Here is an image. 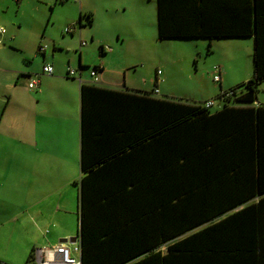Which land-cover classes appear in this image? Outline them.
Returning <instances> with one entry per match:
<instances>
[{"label": "trees", "instance_id": "16d2710c", "mask_svg": "<svg viewBox=\"0 0 264 264\" xmlns=\"http://www.w3.org/2000/svg\"><path fill=\"white\" fill-rule=\"evenodd\" d=\"M156 13L159 40H207L208 54L251 38L253 75L210 107L156 83L81 85V264H264V0H157Z\"/></svg>", "mask_w": 264, "mask_h": 264}, {"label": "rangeland", "instance_id": "374dc122", "mask_svg": "<svg viewBox=\"0 0 264 264\" xmlns=\"http://www.w3.org/2000/svg\"><path fill=\"white\" fill-rule=\"evenodd\" d=\"M60 1L0 0V28L6 32L0 35L1 80L7 79L8 72L2 70H9L11 66L9 64L12 61L25 65L32 74L38 73L41 69L39 62L41 57L36 58L39 43L42 45V50L47 47L48 56L53 51V45L57 47V44H61L63 48L68 46L69 49L65 47L61 53L55 54L57 58L53 62L56 67L59 64L66 67L68 60L69 66L78 71L80 55V59L88 66V69L83 72L84 75H89L94 67L104 64L109 71V76L121 81L124 73L120 69L124 68L127 69L125 72L127 84L140 89L151 90L153 84L150 85L149 80L154 79L158 71L161 74L160 80L165 77L166 72H169L164 89L168 90L169 96L176 97L192 92L199 98L200 94L197 90L203 86H211L208 76L211 77L212 66L217 64L216 62L221 57V50L218 49L221 45L239 47V49L232 50L240 63L239 67L234 64V71L245 73V65L252 67L253 41L249 38L214 41L211 54L207 53V40L198 42L158 40L156 0H66L64 5H60ZM81 7L85 13H91V25L83 15H80ZM73 25L77 31L74 37H71L70 34L65 33V29ZM79 33L81 40L86 42L84 45L80 44ZM92 36L95 39L93 43ZM99 46L105 49L104 56ZM21 49L24 50V55L18 51ZM117 70L121 71L120 75L113 73ZM31 79L28 77L19 79L23 88L21 92L29 91L27 84ZM143 81L148 82L143 84ZM8 90L10 89L0 88V117L6 100L3 93L5 94ZM205 97L206 95L203 96ZM258 99L264 100V83L257 94ZM0 134H2L1 129ZM67 173L78 177L79 166L73 169L72 166L68 167ZM22 177L20 190L25 187V185L22 187V183H26L25 174H22ZM6 183L9 184V188H12V183L9 181ZM56 187L59 189L54 190ZM48 188L47 198H42V201L34 208L38 220L42 219L41 211L47 212L39 242L43 244L49 242L52 246L61 238H56L57 234L65 231L69 234L65 239L72 249L73 245L70 244L69 239L77 235L76 189L73 183L64 186L53 183L48 185ZM11 190H14V187ZM63 206L68 213L64 216L58 215L64 213ZM53 207L59 208L62 212L52 213ZM15 208L5 206L4 211L7 213L0 214L1 221H8L3 226L0 225V238L2 239L8 238L12 232L20 231L23 227L29 228L26 218L21 217L18 223L16 220L18 209ZM35 232L38 233L37 228ZM28 254L29 252L26 258Z\"/></svg>", "mask_w": 264, "mask_h": 264}, {"label": "crops", "instance_id": "0c3cea01", "mask_svg": "<svg viewBox=\"0 0 264 264\" xmlns=\"http://www.w3.org/2000/svg\"><path fill=\"white\" fill-rule=\"evenodd\" d=\"M43 1L45 2V0ZM64 2H66V0L60 1L59 4L64 5ZM55 6L54 4V7ZM80 13L79 14L83 15L85 18L86 15H88L82 7ZM79 22L81 23V20ZM2 30L4 31L3 34H5V30ZM76 31L77 29L67 34L74 37ZM78 35L81 40V34L79 33ZM222 40L234 39L227 38ZM91 41L92 43L95 42L93 36L91 37ZM194 41L198 42L199 40ZM82 43L85 44L86 42L81 40L80 44ZM38 46L39 51L37 52L36 58L41 57L39 59L41 60L39 61L41 69L38 73L32 74L31 70L25 67V65L23 66L20 63L12 61L9 64L11 65L9 70H2L3 72H8L7 79H0V88L4 90L10 89L5 94L3 93V97L6 100L3 104L0 117V129L2 132V134H0V214L7 213V211H4L5 206H7V208L14 206L18 209V213L16 214L18 223H20V218L23 217L28 220L27 226H29V228L23 227L20 231L16 230V232H12L8 238H0V264H27L33 252L36 253L41 251L46 256L55 246L64 243L63 240H66L65 238L68 237L69 234L64 231L57 234L56 238H61L59 242L52 246H50L51 244H49V242L45 244L39 242L47 212L41 211L42 219L38 220L34 208L42 201V198H47L49 195L47 192L49 189L48 185L53 183H58L61 186L73 183L76 189L77 235L75 237V243L76 245L80 244L78 230V186L76 182H79L82 176L80 170V87L82 84L95 85L114 91L135 90L150 92L156 82L158 97H171L186 100L192 104H200L213 100L222 92L228 91L232 87L250 80L253 75V63L252 67H247L245 65V73L234 71V64L236 67H239L240 63L232 50L239 49L238 46L221 45L218 47V49L221 50V57L216 62L217 64L212 66L219 67L221 81L215 83L212 79V75L211 77L208 76L211 86H203L197 90L200 94L199 98L194 96L192 92L176 97L174 95L169 96V94H167L168 90L166 91L164 89L169 72L165 71L167 74L162 80L159 79L161 74L158 76L155 75L154 79L149 80L150 85L153 84L151 90H147L127 84V76L125 73L127 69H120L123 70L124 75L123 79L118 81L117 78L110 77L106 66L101 64L99 66L101 71L98 72V80L96 82L90 77V74H83V72L88 69L85 67L88 66H86L87 64L85 61L83 62L80 59L79 55L78 66L81 69L78 70L75 77H68L67 68H72L69 66L70 62L67 60L68 65L66 67L61 64L56 67L53 62L57 58L55 54L61 53L65 47L69 49L68 46L63 48L61 44H57V47L53 45V51L50 52L49 56L47 47L42 50V45L40 43ZM100 47L102 46H99V48ZM18 51L24 55V50L21 49ZM33 60H35V57H33ZM46 64L53 68V74L50 76L42 72V68ZM113 73L120 75L121 71L117 70ZM240 75H242V77H240ZM25 77L32 79L27 84V89L29 91L25 90L23 93L21 92V89H23L21 87L22 82H20L19 79H24ZM32 82L35 83V87L29 88L28 85ZM147 82L148 81H143V84ZM161 84L163 85L160 89ZM262 84L260 85V89ZM201 95L202 97H200ZM204 95H206L205 98H203ZM254 105H264V100L258 99ZM70 166H72V169L79 166L78 177L75 174L67 173V168ZM22 174H25V182L27 185L26 183H22V187L24 185L25 187L23 190H20V180L23 179ZM6 181L13 184L12 188L14 187V190L9 188V184L7 185ZM57 189L59 188H54V190ZM54 207L51 210L52 213L58 214L62 212L59 208ZM64 209V213L58 215L64 216L67 214L68 210L65 207ZM7 222L0 220V225L2 224L3 226ZM36 228L38 229V233L35 232ZM31 229L33 231H31ZM166 247V245H163L160 250L165 251ZM28 252L29 254L26 258ZM47 257L49 258L50 254H48Z\"/></svg>", "mask_w": 264, "mask_h": 264}, {"label": "built area", "instance_id": "2783aa9c", "mask_svg": "<svg viewBox=\"0 0 264 264\" xmlns=\"http://www.w3.org/2000/svg\"><path fill=\"white\" fill-rule=\"evenodd\" d=\"M75 31V28L73 26H69L65 29V33H72ZM4 31L0 29V35H2ZM84 45V43H82ZM42 72L45 75H52L53 74V68L46 64L42 68ZM78 73L77 70H74L70 67L67 68V76L68 77H75ZM90 77L94 80H98V71L92 69L90 72ZM160 75V71L157 72V76ZM212 79L215 83H219L221 81L220 78V69L219 67H213L212 69ZM156 83V82H155ZM29 88H34L35 83L32 82L28 85ZM155 93H158V89L156 88L154 90ZM213 105L212 101H207L205 103L206 107H210ZM73 245V248L71 249L67 242L66 243H60L57 246L53 248L48 254H50V257L48 258L47 255L45 256L44 253L41 251L33 252L30 257V262L28 264H81V250L80 246L76 245V243H70Z\"/></svg>", "mask_w": 264, "mask_h": 264}, {"label": "water", "instance_id": "95a60500", "mask_svg": "<svg viewBox=\"0 0 264 264\" xmlns=\"http://www.w3.org/2000/svg\"><path fill=\"white\" fill-rule=\"evenodd\" d=\"M74 28H76V27H74ZM80 28H81V27H80ZM80 69H81V68H78V70H80ZM63 242L66 243L67 240H63ZM69 242H70V243H74V242H75V238L69 239Z\"/></svg>", "mask_w": 264, "mask_h": 264}]
</instances>
